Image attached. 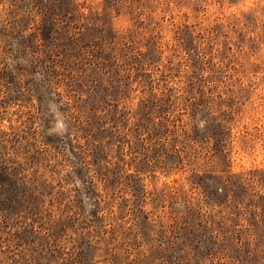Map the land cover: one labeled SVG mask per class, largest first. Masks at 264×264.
I'll return each mask as SVG.
<instances>
[{"label": "rangeland", "instance_id": "obj_1", "mask_svg": "<svg viewBox=\"0 0 264 264\" xmlns=\"http://www.w3.org/2000/svg\"><path fill=\"white\" fill-rule=\"evenodd\" d=\"M0 264H264V0H0Z\"/></svg>", "mask_w": 264, "mask_h": 264}, {"label": "trees", "instance_id": "obj_2", "mask_svg": "<svg viewBox=\"0 0 264 264\" xmlns=\"http://www.w3.org/2000/svg\"><path fill=\"white\" fill-rule=\"evenodd\" d=\"M100 46H101V48L104 47L103 44L100 45ZM71 70L74 71L75 69L71 68ZM53 71L58 72V70H56V66H54V70ZM70 74H71V72H70ZM70 78H72V77L70 76ZM76 83H79V84H76V86H73V87L69 86L71 88H68V90L70 89L69 91L72 92L74 98L75 97L76 98H80L81 95L84 93L83 92V85L79 81L76 82ZM76 87H78V88H76ZM75 102H77V101H75ZM81 108H80V112L79 113L82 116L83 113H85V111L83 110L84 108H82V109ZM93 109L94 110H92L91 114L93 116H95L97 114L98 110H97L96 106H94ZM89 110H91V107L89 108ZM70 115L72 116L73 113L71 112ZM82 122H83V124H85V128L84 127L81 128V131H83V132L86 131L85 132L86 133L85 139L88 141V143L94 144L96 146V148L100 149V151H102V152L103 151L106 152V149H107L108 146L111 147V148L113 147L111 145L113 143V140H112V136H110V133H112V135H115L117 133L116 129L118 127L116 129H113V132L112 131L109 132L108 130H106L107 129L106 125H103L102 123L99 124L100 127H97V126L95 127L94 122L92 121V117H90V116L84 118ZM101 157H102L101 159H103V160L106 159V158H104L105 155H102ZM27 209L28 208L21 209L20 212H19L20 214H17V213L15 214L16 215L15 218H18V215H19V217H22L23 216L22 213H24V212H25V214H29ZM31 209L34 210V212H35L34 214L36 216H39V215L44 213V210H42L41 206H34ZM39 221L40 220L37 219L36 222H34V225H33L34 226V232L38 233V234H41L42 230L46 231V229H45L46 225H49V224H50V226L52 225L51 222H45V221H41V223L38 224ZM3 222L4 223H9L7 219L6 220L4 219ZM49 231H50V229L48 230V233H46L45 238H46V240H48L49 243H51L52 241H54L58 237H57V235H54V234H52Z\"/></svg>", "mask_w": 264, "mask_h": 264}]
</instances>
